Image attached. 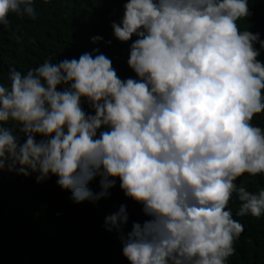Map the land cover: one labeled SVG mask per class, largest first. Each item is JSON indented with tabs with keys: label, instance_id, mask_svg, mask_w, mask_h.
Here are the masks:
<instances>
[{
	"label": "clouds",
	"instance_id": "9594fccd",
	"mask_svg": "<svg viewBox=\"0 0 264 264\" xmlns=\"http://www.w3.org/2000/svg\"><path fill=\"white\" fill-rule=\"evenodd\" d=\"M122 8L110 27L131 41L134 77L120 78L97 47L26 71L9 66L0 171L36 174L37 183L55 176L75 203L108 198L118 179L147 217L127 231L125 204L104 217L129 264H227L243 230L230 200L237 217L264 215V186L237 182L264 175V128L253 123L264 112V39L237 24L249 0H125ZM11 15L35 19L34 0H0L4 30Z\"/></svg>",
	"mask_w": 264,
	"mask_h": 264
},
{
	"label": "trees",
	"instance_id": "16d2710c",
	"mask_svg": "<svg viewBox=\"0 0 264 264\" xmlns=\"http://www.w3.org/2000/svg\"><path fill=\"white\" fill-rule=\"evenodd\" d=\"M124 2L34 0L35 19L11 15L9 28L0 27V83L6 82L9 66L26 71L45 58L54 62L78 57L94 47L110 58L120 78L134 77L126 63L131 41H118L110 27L111 21H119ZM249 11L238 27L258 32L264 39V0H249ZM93 35L102 41L92 44ZM257 59L264 62V50ZM253 123L264 128V112L256 114ZM55 181L50 176L37 183L36 174L25 177L0 171V264H129L115 230L103 227L104 217L121 203L129 216L125 231L132 221L147 217L138 203L124 196L118 179L108 198L80 203L73 202L71 193ZM237 182L255 191L264 186V175L244 174ZM89 186L94 192L99 190L96 180ZM238 205L234 198L228 205L243 230L233 242L227 264H264V215L237 217Z\"/></svg>",
	"mask_w": 264,
	"mask_h": 264
}]
</instances>
